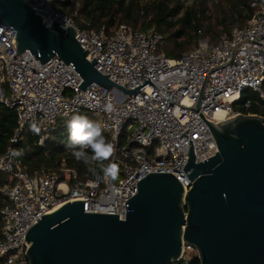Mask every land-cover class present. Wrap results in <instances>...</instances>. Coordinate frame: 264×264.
I'll return each instance as SVG.
<instances>
[{
	"label": "built area",
	"instance_id": "obj_1",
	"mask_svg": "<svg viewBox=\"0 0 264 264\" xmlns=\"http://www.w3.org/2000/svg\"><path fill=\"white\" fill-rule=\"evenodd\" d=\"M26 1L47 26L53 20L63 29L73 26L75 38L88 51L86 58L95 57V68L110 74L114 83L133 89L149 77L152 84L145 83L131 95L117 87L104 95L106 89L96 82L82 90L78 72L57 54L41 63L28 49L16 53L15 29L0 22V103L17 115L10 142H16L30 122L40 128L38 145L44 146L59 123L84 110L110 134L115 147L103 164L118 166L116 179H111L94 162L91 176L82 179L65 162L55 172L42 168L28 173L10 147L0 153V171L7 175L0 193L9 202L0 209V264H28L24 234L38 216L66 201L82 199L85 212L116 213L123 219L125 201L149 172H171L187 190L190 180L183 167L189 141L181 134L186 130L192 140L196 162L217 151L207 123L189 109L197 103L204 118L214 122L251 113L252 104L264 108V0L251 4L255 11L245 24L214 41L202 37L175 58L155 52L163 42L155 27L137 30L119 24L106 34L84 19L75 22L77 0H58L69 3L72 14L56 8L55 0ZM244 90L256 93L260 102L241 101ZM109 103L110 113L105 111ZM193 254L195 248L183 242L180 260L187 262Z\"/></svg>",
	"mask_w": 264,
	"mask_h": 264
},
{
	"label": "water",
	"instance_id": "obj_2",
	"mask_svg": "<svg viewBox=\"0 0 264 264\" xmlns=\"http://www.w3.org/2000/svg\"><path fill=\"white\" fill-rule=\"evenodd\" d=\"M0 22L15 29V52L28 49L41 63L57 54L78 72L84 90L91 82L117 87L86 58L75 28L47 26L26 0H0ZM152 84V83H151ZM217 151L195 161L192 140L183 167L185 190L171 172H149L125 201L126 213L85 212L83 200H69L43 213L24 234L28 264H171L183 242L199 264H264V117L240 113L224 121L204 118ZM180 135V136H181ZM179 136V137H180Z\"/></svg>",
	"mask_w": 264,
	"mask_h": 264
},
{
	"label": "trees",
	"instance_id": "obj_3",
	"mask_svg": "<svg viewBox=\"0 0 264 264\" xmlns=\"http://www.w3.org/2000/svg\"><path fill=\"white\" fill-rule=\"evenodd\" d=\"M77 1L79 9L74 19L78 25L79 21L84 19L90 22V28L96 30L103 28L106 34L119 24H127L137 30L155 27L163 35V42L157 48L158 52L175 58L194 47L202 37L214 41L220 34H228L233 28L245 24L255 11L251 4L262 0H191L189 5L183 4L185 0ZM54 6L62 12L73 13L71 5L67 2L55 0ZM212 8L214 13L208 14V10ZM261 89L264 92V80ZM248 96V90H244L241 92L240 100L243 101ZM248 112L264 116V108L257 104H252ZM77 114L91 120L88 111L72 114L68 120L59 123L51 131L44 146L38 145L40 128L36 126L39 129L38 133L32 131L30 122L25 124L22 135L13 143L10 142V138L17 126V115L13 108L0 103V153L5 152L8 147L11 148L12 153L22 150V155H13L21 161L23 169L28 173L42 168L55 172L58 165L65 162L77 171L80 178L90 177V165L77 161L72 155V150L66 148L67 122ZM101 134L111 143L108 132L101 130ZM87 151L91 154L90 149ZM6 181L7 175L0 171V186ZM8 203V199L0 193V209ZM1 225L0 219V228ZM171 264H199V260L197 255L193 254L187 262L178 260Z\"/></svg>",
	"mask_w": 264,
	"mask_h": 264
},
{
	"label": "clouds",
	"instance_id": "obj_4",
	"mask_svg": "<svg viewBox=\"0 0 264 264\" xmlns=\"http://www.w3.org/2000/svg\"><path fill=\"white\" fill-rule=\"evenodd\" d=\"M64 26V25H62ZM105 111L112 112L111 103L105 106ZM31 130L38 133L39 129L35 124L31 125ZM68 144L66 148L72 150V155L77 161H82L85 165H91L98 162L102 165V171L105 177L116 179L118 166L114 162L104 165L103 162L110 160L114 154L115 147L112 143L106 141L101 134V125L83 115H73L67 122ZM91 150V154L88 153ZM14 155H22L23 152L17 151Z\"/></svg>",
	"mask_w": 264,
	"mask_h": 264
},
{
	"label": "rangeland",
	"instance_id": "obj_5",
	"mask_svg": "<svg viewBox=\"0 0 264 264\" xmlns=\"http://www.w3.org/2000/svg\"><path fill=\"white\" fill-rule=\"evenodd\" d=\"M142 1H145V0H142ZM190 3H191V0H185L183 4L189 5ZM212 13H214V8H212V10L211 9L208 10V14H212ZM155 52L157 53L158 49ZM248 95H249L248 98L251 99L252 101H259L260 102L257 94L252 93L250 90H248Z\"/></svg>",
	"mask_w": 264,
	"mask_h": 264
}]
</instances>
